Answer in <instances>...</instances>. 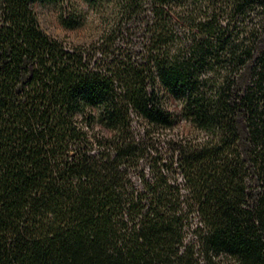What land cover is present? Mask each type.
<instances>
[{"label": "trees", "instance_id": "obj_1", "mask_svg": "<svg viewBox=\"0 0 264 264\" xmlns=\"http://www.w3.org/2000/svg\"><path fill=\"white\" fill-rule=\"evenodd\" d=\"M0 264H264V0H0Z\"/></svg>", "mask_w": 264, "mask_h": 264}, {"label": "rangeland", "instance_id": "obj_2", "mask_svg": "<svg viewBox=\"0 0 264 264\" xmlns=\"http://www.w3.org/2000/svg\"><path fill=\"white\" fill-rule=\"evenodd\" d=\"M39 11L43 27L49 33L65 39L69 43L86 42L99 33V18L96 13L90 12L87 22L82 28L78 30H70L62 26L58 17V11L53 6L39 7Z\"/></svg>", "mask_w": 264, "mask_h": 264}]
</instances>
